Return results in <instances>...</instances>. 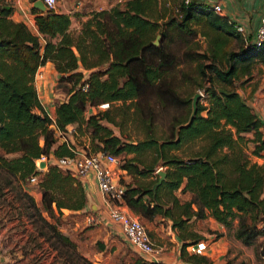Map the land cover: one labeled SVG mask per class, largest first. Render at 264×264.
Returning a JSON list of instances; mask_svg holds the SVG:
<instances>
[{"label":"trees","instance_id":"trees-1","mask_svg":"<svg viewBox=\"0 0 264 264\" xmlns=\"http://www.w3.org/2000/svg\"><path fill=\"white\" fill-rule=\"evenodd\" d=\"M171 9L177 17H171L168 28H163L158 23L165 16L160 13L159 0H126L124 7L93 10L76 33L71 29L72 14L33 6L35 32L27 22L14 20L10 0H0V166L20 179L40 173L41 202L27 191H22L21 197L29 198L28 215L38 235L57 251L54 264H97L55 219V213L64 208L82 209L88 204L80 177L56 163L40 171L35 161L44 153H73L66 142L53 146L58 139L56 130L66 131L74 122L80 129L83 125L93 128L94 150H108L118 157L135 154L122 163L134 175L124 200L147 218L163 214L182 229L193 216L210 214L228 227L238 220L235 235L246 244L264 233L260 225L264 221V162L252 161L245 152L253 141V152L264 156V118L235 87L236 80L249 79L254 66L264 61V41L260 45L249 41L236 21L203 1L183 0L171 4ZM194 25H200L208 47L204 52L189 47L184 55L185 60L197 62L196 84L205 88L209 103L198 101L192 123L177 131L189 118L177 121L173 136L162 139L155 135L152 120L144 138L124 141L109 125L119 124L110 109L87 117L89 105L128 100L138 105L152 93L156 98L193 105L191 98L182 97L167 80L181 59L169 50L166 40L159 45L152 41L158 33L169 36L171 27L193 34L197 32ZM48 60L61 73L58 86L67 90V97L57 105L55 120L35 83L38 69ZM183 73L190 77L189 72ZM86 82L87 89L83 87ZM247 132L253 136L245 135ZM161 161L169 166L167 177L154 191L159 177L148 183L144 178ZM6 181H11L8 176ZM178 189L194 197L183 201ZM90 228L86 225L82 232ZM191 243L183 242V262L178 264H214L207 255L189 251ZM98 246L105 248L101 240ZM130 264L163 263L132 252Z\"/></svg>","mask_w":264,"mask_h":264},{"label":"crops","instance_id":"crops-1","mask_svg":"<svg viewBox=\"0 0 264 264\" xmlns=\"http://www.w3.org/2000/svg\"><path fill=\"white\" fill-rule=\"evenodd\" d=\"M10 1L14 5V12L12 14L14 20L25 21L28 24L31 23L35 25L34 14L32 12V7L34 6L33 2H29L28 0ZM198 1H203L209 5L221 4L222 10L218 12L224 15H228L231 19L236 21L237 24L242 25L244 27V31L242 32L244 36L247 37L249 41H255L256 31L262 22V17L264 14V0ZM71 2L72 1L70 0L59 2V8L57 7L54 9L57 12H66L72 14L75 9L74 7H72ZM118 2L119 0L77 1L78 5L82 4L85 11L89 10V12L94 9L100 10L110 8L117 5ZM92 3L94 4V6L91 7V5H93ZM82 13V17L85 19L87 17L86 12L82 11ZM72 17H74L73 14ZM77 26H80V24ZM41 69L44 71V77L38 78L36 76L35 83L38 88L39 96L43 105L45 106L51 117L55 120L57 115V105L67 97V90L65 89L62 94H59L57 91L62 87L56 85L57 87L55 89V84L58 83L61 73L56 69L53 61L48 60L44 65L40 66L38 70ZM80 70H83L86 75L89 74V70L84 68L83 66H80ZM252 74L253 76L251 77V80L245 83H242L241 80L239 81L242 84L239 86L238 90L245 98H247L250 103L253 104L256 111H258L259 114L264 118V89L261 90L259 88L260 85L254 83L255 73ZM77 125L78 122L69 124L68 129L71 127V131L56 130V136L58 139L54 145V148H57L60 144L66 142L69 147H71V149L76 148L81 151L86 150V148L80 147V145L77 143L78 137L73 132L76 131ZM11 154L9 153L8 155H17ZM121 161L122 160L119 159L118 162L113 163L111 166L115 172L116 182L124 184L127 187L128 183L133 182L134 175L128 173V171L122 167L123 162ZM79 177L85 187L86 194L88 196V204L91 206V209L87 204L86 207L82 209L64 208V210H66L67 213H83L84 215L87 214L88 210H91L93 211V213L90 214L96 219V221L94 222H99L101 223V225L92 227L88 231L82 232L84 227L88 224L86 216V219L83 218V221H78L75 225L66 227L64 226L61 228L66 234H69L76 238L80 242L81 250L91 256L97 264H130L132 260V252H136L148 259L161 261L163 264H178L183 262L181 246L184 241H189L197 244L204 243L205 249L201 254H205L209 258H211L214 264H226V260L224 259L229 244L227 245L225 243L223 235H220L216 240L212 242L203 239V235L199 233L201 231H199L197 227L189 225L197 219L196 216H193L190 220H188V225L190 226L191 231L182 233L177 225L174 226L173 220L167 216H164L163 214H157L154 218H147L143 213L134 210L125 200L119 204L111 201L101 190L95 172L91 171L88 174ZM38 187H40V189H38ZM28 191L31 194L35 195L37 201L41 202V186L37 184L32 185L28 188ZM115 206H120L130 214L138 216L140 217V219H142L153 239L157 243L164 246V251L159 257H150L129 242L125 234L121 231L120 223H115L110 217L111 211ZM165 218H168L169 220L168 226L165 223L161 222ZM210 218L216 220L212 215L210 216ZM108 219H110L111 223H109ZM105 221H107L111 229H115L114 227L118 228L117 232L119 233V238H111L109 228L106 224H104ZM82 224L84 225L83 227H81ZM220 224L221 223L219 222V225ZM32 228L33 227L31 226L30 229ZM10 229L12 228L6 224L3 229L0 230V264H54V262L56 261L57 251L53 247L49 246V244L44 243L43 239H38L39 241H42L41 244H29L28 242L26 243V240L24 239V235H26V232H22V229L17 231L16 229L12 231ZM30 229L28 231H30ZM20 232V239L15 238L16 241H14L9 238L10 235L12 237H15V235ZM32 234L35 237H40L37 231ZM88 237L90 238V242L93 238H95V240L92 241L93 250H86L84 247V245H86L84 243L89 240ZM98 240L104 242L105 248H101L98 246Z\"/></svg>","mask_w":264,"mask_h":264},{"label":"rangeland","instance_id":"rangeland-1","mask_svg":"<svg viewBox=\"0 0 264 264\" xmlns=\"http://www.w3.org/2000/svg\"><path fill=\"white\" fill-rule=\"evenodd\" d=\"M28 1L34 3L35 0H28ZM64 1L65 0H58V4L56 8L57 7L59 8V2H64ZM70 1H72L71 2L72 7H74L75 9L74 12H72L74 17H72L71 29L73 32L77 33L81 30L83 22L91 16V12L93 10L90 12L89 10L85 11L82 4L78 5L77 3L78 0H70ZM182 1L183 0H159V5L161 9L160 13L161 15L163 14L165 15L164 17H160L158 19V23L160 24L161 27L168 28L167 21L171 20V17H177L173 13V10L171 9V4L181 3ZM125 3L126 0H119L117 5L124 7ZM92 6H94V4L91 5V7ZM82 11L86 12L87 17L85 19L82 17L83 14ZM79 24L81 28L80 26H77ZM29 25L35 32H38L36 23L35 25L31 23ZM193 29L197 30V32L193 34H188V33L184 34L180 30L171 27L169 31L170 33L169 36L162 37V35L160 34L161 35L160 42L166 40L165 42H167V46L169 50L175 53L177 60L181 59V62L176 66L175 70L169 73L167 80L169 83H171L173 87L176 88V90L180 93L182 97L191 98L192 101L194 94L199 91L201 93L199 100L205 105H208L209 100H208L207 91L205 90L204 87H199L196 84V78L198 77L197 62L195 61L191 62L185 60L186 58L184 55V52L189 47L192 48V51L194 52L197 51L204 52L207 50L208 41L206 36H204L201 33L200 25H194ZM183 71L189 72L190 77L186 78ZM253 73H255L254 83L260 85L259 88L263 90L264 61L259 62L254 66ZM252 76L253 74H251L249 79L246 78V80H244L245 77L236 80L235 87L238 89L242 83L251 80ZM240 80L242 83L239 82ZM169 83L168 85H170ZM56 85H58V83L55 84V89L57 87ZM64 91L65 88L62 87L57 92L59 94H62ZM106 109L111 110V113L116 116V120L119 123L117 125L114 123H110V124L108 123L110 126L113 127L115 133L119 134L124 141H137L138 139L144 138L148 134V131H150V129H148V125L152 120H153V131L156 136L162 139L173 136V132L175 130V123L181 120H184L185 122L189 118L192 112V104L187 102L183 104H178L172 102L170 98H165V99L156 98L155 94L152 93L147 97L141 98L139 100L138 105L133 104L130 100H128L127 102L117 101L115 103H111L108 107H101L100 104L89 105L86 114L89 116L91 113H93L92 111L106 110ZM204 113H206V111H204ZM78 125L76 127V131H73L78 137L77 143L80 145V147H84L87 150L93 149V145H92L93 128H87L86 125H83V127L80 129ZM68 131H71V127L68 129ZM245 135L252 137L253 132H247ZM196 145H198V143ZM255 147L256 144L253 141H249L247 146L245 147V152L252 161H258L260 163H263L264 156L255 154L253 152ZM179 152L180 154H184L183 150H180ZM133 155L135 154L126 153L125 155L120 156L119 159H121L122 160L121 162H123L126 156L131 157ZM11 157H15V156L12 155ZM148 159L149 160L152 159V156H149ZM168 167L169 166L165 165L162 161L159 162L156 165V170L152 174H150L147 178H144V181L148 183L149 181L156 180L160 176L158 170L160 168L167 170ZM7 176L11 180L9 183H7L6 181ZM32 185L35 184H29L28 178L20 179L18 175L9 173L7 169L2 168L0 166V230H2L3 227L7 224L12 228L10 229L11 231L14 229H16V231L22 229V232H26V235H24V239L26 240V243L28 242L29 244L38 245L42 243V241L38 240L41 238L43 239L44 243L49 244V246L52 247L50 242L44 236L35 237L32 234L35 233L36 229L34 223L30 220L28 215L27 201L29 200V198L27 196L21 197V192L22 191L29 192L28 188ZM38 189H40V187H38ZM176 193L181 197L183 201H185L186 199H192L194 197L193 193L191 192L184 193L182 192L181 189L176 190ZM33 196L35 197V195ZM42 196H43V189H42ZM166 199H169V195L166 196ZM88 206L91 209V206L89 204ZM194 207L197 208L198 207L197 204L194 203ZM44 213L50 219H54L49 212L44 211ZM90 213H93V211L88 210L87 214ZM55 214H56L55 219L58 220L61 227L75 225L76 222L83 221L84 219H86L87 216V214L84 215L83 213L81 214L78 213L73 214L70 212L67 213L66 210H64L62 213L57 212ZM210 216H211L210 214H207L203 218L196 217L197 219L192 223H190L189 225H193L194 227H197L199 231H201L199 233L203 235V239L207 241L212 242L216 240L220 235L224 236L223 239L225 243L227 245L229 244L224 259L226 260L225 262L226 264H264V233H262L254 241V243L246 244L241 239L237 238L235 235L239 223L238 220H235L234 223L229 227L224 224H220L221 225L220 226L219 222L211 219ZM108 220L109 223H111L110 219ZM168 221H169L168 218H165L161 222L165 223L168 226ZM87 223L89 227H96L101 225V223L99 222L97 223L87 222ZM104 224H106L107 227L109 228L111 238L114 239L120 237L119 233L117 232L118 228L114 227L115 229H111L107 221H105ZM189 225L185 229L180 228L181 232L186 233L187 231L188 232L191 231ZM260 225L264 226V221H261ZM31 226L33 227L32 229H30ZM83 226L84 225L82 224L81 227ZM29 229L30 231H28ZM20 235L21 232L17 233L15 237H12L10 235L9 238H11V240L16 241L15 238L20 239L21 237ZM93 240H95V238H93L92 241ZM92 241L90 242L89 240L85 243L86 245H84V247L86 250H91L93 248Z\"/></svg>","mask_w":264,"mask_h":264},{"label":"built area","instance_id":"built-area-1","mask_svg":"<svg viewBox=\"0 0 264 264\" xmlns=\"http://www.w3.org/2000/svg\"><path fill=\"white\" fill-rule=\"evenodd\" d=\"M50 9L56 8L58 0H44ZM216 11H221V4L213 5ZM238 29L244 31V27L238 24ZM264 41V14L262 17V22L256 31L255 43L260 45ZM36 76L38 78L44 77V71L38 70ZM89 83L86 82L83 87L87 89ZM110 102L101 103V107H108ZM73 153L56 155L54 153H44L35 159L37 164V169L44 171L48 168L50 163H56L62 168L69 169L72 173L83 176L89 172H95L98 179L99 186L101 190L106 194V196L115 203H122L124 201V193L126 191V186L116 182L115 172L112 168V164L119 161V157L108 150H78L72 148ZM41 175L40 173H33L28 177L29 184L40 183ZM111 219L120 223L121 231L125 234L129 242L136 248L141 250L143 253L150 257H159L163 251L164 246L157 243L150 232L146 224L140 219V217L135 216L127 212L120 206H115L110 214ZM88 222L96 221L95 217L91 214L87 215ZM188 249L192 252L202 253L205 249L204 243H191Z\"/></svg>","mask_w":264,"mask_h":264},{"label":"water","instance_id":"water-1","mask_svg":"<svg viewBox=\"0 0 264 264\" xmlns=\"http://www.w3.org/2000/svg\"><path fill=\"white\" fill-rule=\"evenodd\" d=\"M34 6L37 7L38 9L42 10V11H48L50 10V8L47 6V4L45 3L44 0H35L34 1ZM160 37L161 35L158 34L157 38L155 40L152 41V43L159 45L160 44ZM220 90L222 92H227V90L225 88H220ZM201 96V93L198 91L194 94L193 96V105H192V112L190 114L189 120L185 123H182L180 125H178L177 127V131L182 127V126H186L189 125L190 123H192L194 117L196 116L197 110H198V101H199V97ZM159 179L158 181L153 185V189L154 191H156L157 187L165 180V178L167 177V171L164 169H159Z\"/></svg>","mask_w":264,"mask_h":264}]
</instances>
